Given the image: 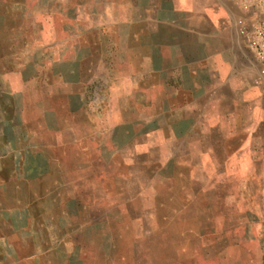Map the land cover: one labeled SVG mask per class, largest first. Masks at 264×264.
Wrapping results in <instances>:
<instances>
[{"label":"crops","instance_id":"1","mask_svg":"<svg viewBox=\"0 0 264 264\" xmlns=\"http://www.w3.org/2000/svg\"><path fill=\"white\" fill-rule=\"evenodd\" d=\"M44 4L48 20L55 17L63 24L62 38L112 40L111 55H118L121 64L111 60V69L124 71L121 78L110 79L104 110L100 96L92 113L82 104L76 108L78 133L69 121L68 99L61 114L62 144L79 154L69 164L76 167L71 179L78 191L74 207L89 217L62 235L64 253L59 261L212 264L213 255L198 258L181 250L203 237L211 239V246L217 235L210 210L202 235L193 212L182 205L183 199L195 198L192 184L197 182L190 174L194 163L188 152L199 142L205 143V152L211 151L213 135H220L216 141L227 150L230 128H236L231 134L243 135L245 119L251 121L254 133L261 132L264 76L257 84L260 67L252 29L264 18V0H47ZM84 48L77 53L100 51L95 44L92 50ZM19 111V127L13 133L17 151L25 144ZM44 113L52 118L51 107ZM223 215L221 243L228 246V233L236 230L234 245L243 247L246 227L230 226L227 213ZM49 228L41 254L37 226H28L27 237H22L26 226H0V264L6 263L3 253L8 246L13 256L7 262L21 263L14 247L22 238H28L33 248L29 262H49L53 250ZM244 259L242 255L233 263L245 264Z\"/></svg>","mask_w":264,"mask_h":264},{"label":"rangeland","instance_id":"2","mask_svg":"<svg viewBox=\"0 0 264 264\" xmlns=\"http://www.w3.org/2000/svg\"><path fill=\"white\" fill-rule=\"evenodd\" d=\"M46 2L0 0V116L4 115L0 117V186L4 188L0 191V226H26L22 237H27L28 226H37V250L41 254L46 247L45 229L50 226L53 250L51 260L45 264H63L58 258L64 253L62 235L89 216L78 214L74 207L78 191L71 179L76 167L69 164L79 154L71 145L62 144L61 114L67 110L68 99L69 121L78 133L76 108L82 104L92 113L97 105L94 101L100 96L99 105L104 110L110 79L121 78L124 71L111 69L110 62L121 64L118 55H111L112 40L62 38L63 24L55 17L48 20ZM94 44L100 47L99 54L77 53L86 51L84 47L92 50ZM45 107L52 108V118L44 113ZM18 111L21 141L25 143L21 151L13 143V133L19 127ZM249 126L251 121L245 119L243 135L231 134L236 128H230L227 150L224 143L216 141L220 135H213L211 151L205 152V143L200 142L196 150L190 147L188 153L194 163L190 174L197 179L192 184L195 198L183 199L182 205L193 212L191 217L202 235L210 210L217 235L211 246V239L203 236L193 245L182 246L184 254L198 258L213 255L212 264H234L242 255L245 264H257L259 258L264 264V120L260 122V133ZM66 206L68 214L63 211ZM225 212L230 226L246 227L243 247L234 245L236 230L228 233V246L221 243ZM16 244L14 249L22 257L20 264H32L27 259L33 249L28 238ZM12 249L4 248L5 264H12L7 262L13 256Z\"/></svg>","mask_w":264,"mask_h":264},{"label":"built area","instance_id":"3","mask_svg":"<svg viewBox=\"0 0 264 264\" xmlns=\"http://www.w3.org/2000/svg\"><path fill=\"white\" fill-rule=\"evenodd\" d=\"M252 46L260 64L259 77L257 78L260 80L264 76V18L253 26Z\"/></svg>","mask_w":264,"mask_h":264}]
</instances>
